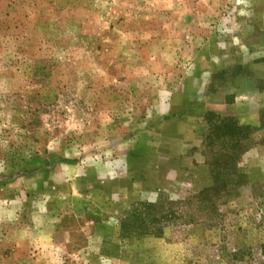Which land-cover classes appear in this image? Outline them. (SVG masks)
<instances>
[{
    "label": "rangeland",
    "instance_id": "374dc122",
    "mask_svg": "<svg viewBox=\"0 0 264 264\" xmlns=\"http://www.w3.org/2000/svg\"><path fill=\"white\" fill-rule=\"evenodd\" d=\"M141 201L176 217L122 235ZM263 243L264 0H0V264H264Z\"/></svg>",
    "mask_w": 264,
    "mask_h": 264
},
{
    "label": "trees",
    "instance_id": "16d2710c",
    "mask_svg": "<svg viewBox=\"0 0 264 264\" xmlns=\"http://www.w3.org/2000/svg\"><path fill=\"white\" fill-rule=\"evenodd\" d=\"M237 130H240V127L232 126L227 124V121H220L218 124L212 126L211 129V138L213 136H218L219 139L224 140L232 136H236ZM233 141H238L239 139H232ZM237 144V142L235 143ZM218 170L217 178L224 183L229 185L235 184V179L237 173H229L228 171L224 172V169L221 168V172ZM219 174V175H218ZM225 189V185L222 186ZM222 187L217 188H207L201 192V195H206L212 191L221 190ZM218 189V190H217ZM226 191V190H224ZM173 217H176L175 213L166 207L165 204L149 201H141L136 203L131 212L127 217H125L121 222V232L124 236H129L132 233H153V231L161 230V224L166 221L172 220ZM264 253V243L261 244Z\"/></svg>",
    "mask_w": 264,
    "mask_h": 264
}]
</instances>
